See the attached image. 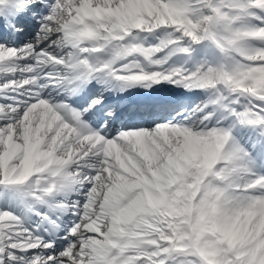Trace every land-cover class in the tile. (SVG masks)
<instances>
[{
    "label": "snow or ice",
    "instance_id": "obj_1",
    "mask_svg": "<svg viewBox=\"0 0 264 264\" xmlns=\"http://www.w3.org/2000/svg\"><path fill=\"white\" fill-rule=\"evenodd\" d=\"M0 264H264V0H0Z\"/></svg>",
    "mask_w": 264,
    "mask_h": 264
},
{
    "label": "bare ground",
    "instance_id": "obj_2",
    "mask_svg": "<svg viewBox=\"0 0 264 264\" xmlns=\"http://www.w3.org/2000/svg\"><path fill=\"white\" fill-rule=\"evenodd\" d=\"M149 38H150L151 40H154V37L149 36ZM178 59H179V60H183V58L180 57V56L174 57V61H177ZM172 63H173V61H172L169 65H167V66H172ZM183 64H184V60H183ZM184 66H185V67H190L191 65H190V64H184Z\"/></svg>",
    "mask_w": 264,
    "mask_h": 264
}]
</instances>
